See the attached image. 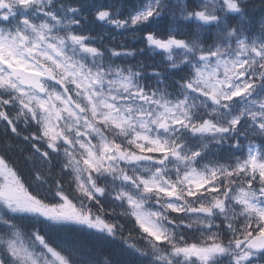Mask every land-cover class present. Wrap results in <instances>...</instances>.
<instances>
[{"label": "snow or ice", "instance_id": "obj_1", "mask_svg": "<svg viewBox=\"0 0 264 264\" xmlns=\"http://www.w3.org/2000/svg\"><path fill=\"white\" fill-rule=\"evenodd\" d=\"M0 264H264V0H0Z\"/></svg>", "mask_w": 264, "mask_h": 264}, {"label": "rangeland", "instance_id": "obj_2", "mask_svg": "<svg viewBox=\"0 0 264 264\" xmlns=\"http://www.w3.org/2000/svg\"><path fill=\"white\" fill-rule=\"evenodd\" d=\"M98 33L107 34V30L106 29H100V28L96 27L93 34H98ZM114 35H115L114 41L118 43L116 45H125V46L133 45L132 40L124 41L125 36L128 35L127 33H124V34L115 33Z\"/></svg>", "mask_w": 264, "mask_h": 264}, {"label": "trees", "instance_id": "obj_3", "mask_svg": "<svg viewBox=\"0 0 264 264\" xmlns=\"http://www.w3.org/2000/svg\"><path fill=\"white\" fill-rule=\"evenodd\" d=\"M156 59H157V61H158V57H156ZM149 62L151 63L152 61L151 60H149ZM13 161L14 162H16V165H17V167H21V168H24V165H23V163L20 161V159H19V157L17 156V155H13ZM27 172V169L25 168V173ZM101 258H103V257H101Z\"/></svg>", "mask_w": 264, "mask_h": 264}]
</instances>
